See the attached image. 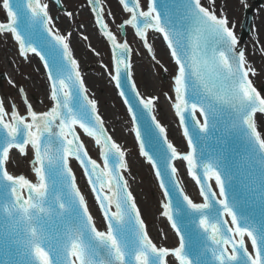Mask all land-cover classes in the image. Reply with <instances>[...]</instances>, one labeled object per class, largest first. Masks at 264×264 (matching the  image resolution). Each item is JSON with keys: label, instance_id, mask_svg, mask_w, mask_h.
<instances>
[{"label": "snow or ice", "instance_id": "1", "mask_svg": "<svg viewBox=\"0 0 264 264\" xmlns=\"http://www.w3.org/2000/svg\"><path fill=\"white\" fill-rule=\"evenodd\" d=\"M119 2L129 14L123 25L131 26L135 30V36L140 39H144L148 29L162 33L177 66L173 87L175 102L172 107L187 140L188 151L183 154L169 142L165 135L166 129L153 115L154 100L141 98L137 91L127 59L131 49L126 42H117L116 36L109 30L104 21L102 0H88L96 25L111 44L114 72L111 79L121 90L120 96L124 98V103L129 106L128 112L133 121L132 132L139 143L140 155L155 170L159 187L163 190L166 202L162 205V216L176 231L179 244L171 249L158 247L149 238L124 175L129 169V165L125 163V152L105 129L104 121L97 113L96 101L87 97L77 60L73 58L68 43H65V37L55 35V46L52 48H49V41L33 46L31 40L36 26L51 35V17L48 15L47 4L40 0H2L8 21L0 23V33H11L19 45L21 56L30 51L45 61V67L49 69L50 98L54 106L49 111L38 114L26 102L27 114L21 116L15 104L9 114L3 103H0V128L6 132L4 141L0 144V179L11 188L13 208L23 210L29 220L32 218V210L45 213L49 220L55 215L57 221L66 225V235L71 241L66 253L61 254L56 253L51 244L47 250L42 244L34 248L29 240L17 234L11 242L18 251L22 250V258L14 264H128L125 257L129 255L130 243L135 245L136 264H201L199 259L193 260L190 257L187 251L188 233L177 220V215L189 214L199 216L198 226L210 241L205 245L211 255L209 264H264V224L257 226L245 218V223L241 226L226 199L218 201L222 211L218 210L217 216L206 215L216 199V193L208 181L214 178L220 197H226V181L231 180L233 174L231 169L226 174L217 168L214 161L220 157L197 161L195 141L189 129L191 124L193 130H198L199 139H208V132L217 128L219 123L218 102L222 99L214 92V86L227 84L235 108L234 112L229 113L234 120L232 128L243 134L253 154L256 153L257 146L259 152L264 153V139H261L254 123L255 113L264 114V98H261V94L248 79L250 74L255 73L247 66L245 51L237 47V36L228 27V20L223 12L218 17L214 9L209 11L201 5L200 0H179L181 11L176 19L169 10L167 0H149L147 10H141L135 0ZM210 3L214 5L215 0H210ZM247 7L245 4V8ZM66 14L72 15L70 12ZM186 41L190 42V53L189 43ZM145 46L149 47L147 41ZM20 91L23 92V89ZM74 101L78 103V107L74 106ZM197 112L203 118V123L197 118ZM6 117L10 118V122ZM77 126L99 147L102 166L89 156L78 135ZM145 128L149 130L156 146L154 152L146 150L148 142L145 140ZM26 146L32 149L34 162L29 163L37 177L35 184L23 175L14 177L6 170V164L11 161L10 150L16 149L26 156ZM72 159L79 163L88 180L107 222L106 233L99 231L93 224V217L70 167ZM258 163V171H249L245 175L259 189V198L264 203V156L259 158ZM176 165L186 167L188 176L199 187L202 202H194L185 194L183 187L177 182ZM53 167L62 187L67 191L66 200L60 191L53 193L48 184ZM21 189L28 190L27 199L20 195ZM112 204L115 205L114 212H110L109 206ZM53 205H58L59 211ZM65 213L69 215L66 217ZM225 214L231 217L232 226L223 218ZM125 223L131 225L134 239L130 240L125 232ZM35 232L34 228L33 234ZM41 232L42 239H50L43 229ZM249 242L251 252L247 246Z\"/></svg>", "mask_w": 264, "mask_h": 264}, {"label": "water", "instance_id": "2", "mask_svg": "<svg viewBox=\"0 0 264 264\" xmlns=\"http://www.w3.org/2000/svg\"><path fill=\"white\" fill-rule=\"evenodd\" d=\"M1 1L2 0H0V21L2 22L6 20V16L4 13L5 9L4 10L2 9ZM53 1L58 6H60L59 0H53ZM138 1L142 9H145L146 5H148L147 0H135V2L137 3ZM158 2H161V0H158ZM167 3L170 12L173 15V18L176 19L180 15V11H181V9L179 8V0H167ZM251 6L252 5H250L249 7L252 8ZM102 7H103V2H102ZM262 9L263 7L255 8L254 10L255 14ZM47 11L49 15L48 8ZM104 16H105V12H104ZM104 20L106 21V19ZM250 20H251L250 12L247 11L242 24L243 39L245 38V35L249 30ZM106 24H108L107 21ZM228 27L231 28L229 24ZM121 28L122 31H124L125 33L127 31L128 26L127 27L122 26ZM148 30H152V29H148ZM153 31L155 30H152L150 32ZM33 32H34V36L31 40L33 46L40 45L42 41H49L50 42L49 48L55 46V42L53 40L55 34L53 33V31H51V35H49L47 32L42 31L39 28V26H36L33 29ZM148 32L146 33L147 36L150 33ZM154 34H160L161 35L160 37L163 38L162 33H156L155 31ZM12 37L9 33H0V73L3 74V75L0 74V98L2 99V103L6 110V113L10 114L12 111L13 104H15L20 115L26 116L27 113L26 102L28 104H31L32 109L35 112L37 113L46 112L50 109L51 107L50 105L52 104L50 100V95H48L49 88L47 86L48 84L47 79H48L49 81L48 85L50 86V91H51V83L49 80V69L45 67V61L42 60L40 56L37 55L36 53H32L30 51L27 52L29 54L37 56L41 63L38 61V59L35 56L32 55H28L26 57L20 56L17 45L15 44V41L12 39ZM105 39L107 38L105 37ZM141 40L145 43V37L144 39ZM126 41L128 42V40ZM146 41L148 46L151 47V44H149V39H147ZM164 42L167 45V42L166 41ZM65 43H67V41H65ZM108 43L113 57L111 44L109 41ZM186 43H189V53H190V48H191L190 42L186 41ZM149 47H147L148 52H150L152 55V50L149 51ZM38 51H39V47H38ZM169 51L171 54L170 49ZM27 53H25L24 55H26ZM132 57H133V50H132ZM130 58H131V54L127 58L129 64L131 65ZM41 64L43 66V69L45 70L47 79L45 78V74L43 73ZM132 66L134 69L133 63L131 65L132 77H133L134 70L132 69ZM78 70L80 71L79 66H78ZM1 77L4 78L2 79ZM194 80H196V78H194ZM114 85L120 96L121 90L116 87L115 81H114ZM200 87H203V84H200ZM21 89H23V92L20 91ZM137 90L139 92L138 87ZM214 92L218 94L220 97H222V99L218 102L219 123L217 125V128H213L208 132V139L201 140L199 139L198 130H193L191 128V124H189V129L190 131H192L193 139L195 141L196 159L198 162H201V161H207L210 158L220 157V159L214 161L217 164V168L221 172H224L226 174L228 170L231 169V172L233 174V178L231 180L226 181L227 195L226 197H221V199H226L228 201L230 207L237 215L238 221L241 226L244 225L245 218H247L249 222H254L257 226H260L261 224H264V203H262L259 198V189L255 185L250 183L249 178H247L245 174L249 171H258L259 169L258 160L261 156H264V153H260L257 146V151L256 153L253 154L250 151L249 144L246 138L243 136V134L237 132L232 128L234 120L232 116L229 115V113L234 112L235 108L233 107V102L230 99V92L227 84L223 86H221L220 84H216L214 86ZM120 98L124 103V98L121 96ZM1 99H0V103H1ZM124 105L128 111L129 106L125 103ZM52 106H54V102ZM74 106L78 107V103H76L75 101H74ZM154 106H155V101L153 104V109ZM197 114L199 115V112H197L196 115ZM129 115L132 119V115L130 113ZM8 118L9 117H6L7 120ZM200 120L201 123H203V118H201ZM105 126L106 123L104 122V127ZM105 129L109 134V130L107 128ZM144 132H145V140L148 142V146L146 150H149L150 152H154L156 146L152 142V137L149 135V130L145 128ZM165 135H167V138L170 142L167 132ZM5 136H6V132L2 128H0V144L3 143ZM79 136H81L90 157L99 161L97 157L99 153L98 146L95 145L92 139L82 136L81 133ZM221 140L223 142H221ZM137 144L139 146V143ZM53 151H55V140H53ZM26 152H27L26 156L17 152L16 149L10 152L11 161L6 164V170L14 177L23 175L29 181L33 183H37L36 182L37 178L32 173L33 170L30 171L32 167L29 161H31L32 159V151L30 149H26ZM125 157H126L125 163L128 164V156ZM76 162L71 161L70 166L75 175V179L78 184V187L80 191H82V195L84 196L86 205L93 217L95 226L98 228L99 231L100 229L104 230L106 229V226L100 215L99 212L100 209L98 210L97 204L94 200L95 198L93 199V196L88 188L87 182L85 180L87 178L84 179V175L81 171V166L79 165L80 166L79 168L77 165L78 162L77 163ZM176 166L178 168L177 178L179 180V183L183 187L185 194L188 195L194 202L201 201L200 199L201 197L195 186L196 183L193 184V181L190 179L188 174H186L187 173L186 167H181L180 165H176ZM152 170L155 174V170L153 168ZM125 178L127 179V177ZM209 182L210 180L208 181V184L210 185ZM48 184L50 185L53 193H55L56 191H60L63 194V199L64 200L67 199V191L65 188L62 187L60 179L57 176L54 167L50 174V179L48 180ZM10 193H11V188L6 186L5 181L0 179V264H14V262L22 258L21 256L22 250L18 251L16 245L11 242L12 239L17 236V234H19L24 239L29 240L34 248L40 247L42 244V246L45 247V250H47L49 244H51L53 249H55L56 253L65 254L71 244V241L66 235V231H67L66 225L57 221L55 215H53L51 220H49L45 213H41L36 210H32L31 220L27 219L25 217V213L23 210H17L12 207V200H14V198L11 197ZM25 194H26L25 199H27L28 197L27 189H25ZM20 195L24 197L22 195V189L20 190ZM218 201L219 199L216 196V199L212 202L211 210L207 212L206 215L215 217L219 214L218 210L222 211L220 205L218 204ZM45 206L46 207L48 206L47 201L45 202ZM53 207L57 211H59L58 205H53ZM109 207H110V212L116 211L114 204L110 205ZM173 210L175 214V205ZM68 215H69L68 213H65L66 217ZM103 218L105 220L104 216ZM223 218L226 220L227 218H229L231 221V217L227 216V214H225ZM177 220L178 223L181 225V227L184 228L185 231L188 233L189 246L187 251L189 252L190 257L193 260L199 259L201 261V264H209L211 260V255L210 253L207 252L205 245L209 244L210 241L206 239L203 229H201L198 226L199 216L195 214L177 215ZM74 223L75 221H73V224ZM105 223L107 225L106 220ZM123 227L125 232L129 236L130 240L134 239V233L131 231V225L125 223ZM34 228L36 229L35 234H33ZM41 229H43L44 233L48 234L50 239H42L43 233L41 232ZM149 238L152 241L154 240L153 237H149ZM229 251H230V246H229ZM128 252L129 255L125 257V259L128 261V264H136L134 260V255H135L134 244L131 243L129 244ZM55 258L56 257L54 253L53 259L55 260Z\"/></svg>", "mask_w": 264, "mask_h": 264}, {"label": "rangeland", "instance_id": "3", "mask_svg": "<svg viewBox=\"0 0 264 264\" xmlns=\"http://www.w3.org/2000/svg\"><path fill=\"white\" fill-rule=\"evenodd\" d=\"M59 2L60 6L52 0H41V3L48 6L51 29L56 35L65 37L73 58L77 60L80 67L88 96L96 101L97 112L101 115V119L106 121L102 114L103 109H105V114H108L109 118L112 119L120 133L126 134L127 143L121 144L115 139L114 141L121 146L125 156H128V164L133 163V169H128L125 172V177L128 179L129 189L133 193L149 237H153V243L158 247L174 248L178 241L162 217V194L150 166L139 155L134 132H132V123L127 113H124L126 112L125 108L120 102L111 79L113 75L112 58L108 44L96 29L93 14L86 0H59ZM102 2L105 12L104 19H106L109 29L116 32L119 37L124 36L130 44V49L133 50V57L131 58L134 65L133 70L140 71L146 85H143L139 79H134L140 90L139 93L143 99L155 101L153 111H155L158 122L166 129L170 142L178 151L182 154L186 153L188 146L182 135L178 119L174 110L173 112L170 111L171 105L175 102L172 88L174 87L173 78L177 68H175L176 65L161 37L154 32L148 34L147 39L151 44V55L147 47L141 43L131 29L128 28L122 35L121 27L128 14L120 7L118 0H102ZM200 2L203 7L210 11L214 9L218 17L223 12L235 34L239 32L243 10L246 9L245 4L248 7L251 5L248 0H245V3L244 1L242 3L241 0H215L214 5L210 3V0H200ZM68 12L72 15H67ZM257 14L264 18V7L255 15ZM161 112H165L167 117L162 119L160 117ZM123 121V124L126 125L122 124ZM170 130L176 132L175 136L168 132Z\"/></svg>", "mask_w": 264, "mask_h": 264}, {"label": "flooded vegetation", "instance_id": "4", "mask_svg": "<svg viewBox=\"0 0 264 264\" xmlns=\"http://www.w3.org/2000/svg\"><path fill=\"white\" fill-rule=\"evenodd\" d=\"M245 3V0H243ZM253 8L252 23L250 33L241 47L245 51L247 66L254 70L255 74H250L249 79L264 98V18L259 14L255 15V8L264 7V0H248ZM254 123L261 139H264V114L257 113L254 116Z\"/></svg>", "mask_w": 264, "mask_h": 264}, {"label": "bare ground", "instance_id": "5", "mask_svg": "<svg viewBox=\"0 0 264 264\" xmlns=\"http://www.w3.org/2000/svg\"><path fill=\"white\" fill-rule=\"evenodd\" d=\"M128 16H129V14H128ZM127 30H128V28H127ZM113 34L116 36V38H117V40L119 41V42H122L123 40H125V37L123 36V37H119V35L116 33V32H113ZM136 72V73H135ZM133 78L135 79H139V81L143 84V85H145V81L142 79V75H141V73H140V71H134V73H133ZM146 86V85H145ZM92 89H94V88H92ZM139 92H140V90H139ZM173 107H172V105H171V110L170 111H172L173 112ZM103 113V116H104V118H105V122L108 124H106V126H105V128H107L108 130H109V135H111L112 136V138H113V140L115 139L116 141H118V142H121V144L122 143H127V137H126V134H121L120 133V131H119V129H118V127L115 125V124H113L114 122L112 121V119H110L109 118V116H108V114H105L106 113V111H105V109H103V111H102ZM125 113V112H124ZM165 112H161L160 113V117L162 118V119H164V118H166L167 116L164 114ZM101 116V115H100ZM158 119V118H157ZM124 123V121L122 122V124ZM123 125H126V124H123ZM179 131V133H180V130H178ZM168 132H171V135H174L175 136V133L176 132H174V131H172V130H170V131H168ZM133 136V135H132ZM129 165V169H133V163L132 162H130V164H128ZM161 205H163V199H162V202H161Z\"/></svg>", "mask_w": 264, "mask_h": 264}]
</instances>
